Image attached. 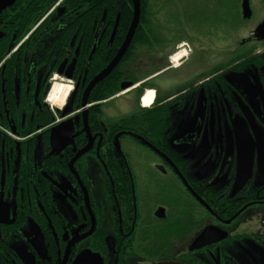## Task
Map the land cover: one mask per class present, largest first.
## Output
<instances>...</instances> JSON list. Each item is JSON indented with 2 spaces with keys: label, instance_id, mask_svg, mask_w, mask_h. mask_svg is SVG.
<instances>
[{
  "label": "flooded vegetation",
  "instance_id": "obj_1",
  "mask_svg": "<svg viewBox=\"0 0 264 264\" xmlns=\"http://www.w3.org/2000/svg\"><path fill=\"white\" fill-rule=\"evenodd\" d=\"M99 1L15 0L0 11V198L15 203L2 224L29 220L43 238L33 228L29 252L0 243V264H74L84 252L88 263L99 254L103 264H264V38L255 33L264 17L241 41L260 50L193 79L159 81L172 85L148 109L140 96L152 80L128 79L136 29L103 79H118L119 91L93 100L102 80L84 108L134 15L132 0ZM236 2L234 14H221L225 33L244 18ZM56 80L72 85L61 106L49 99ZM57 171L75 189L74 222L57 206Z\"/></svg>",
  "mask_w": 264,
  "mask_h": 264
},
{
  "label": "rangeland",
  "instance_id": "obj_2",
  "mask_svg": "<svg viewBox=\"0 0 264 264\" xmlns=\"http://www.w3.org/2000/svg\"><path fill=\"white\" fill-rule=\"evenodd\" d=\"M236 1L152 0L150 4L154 16H152V21L150 20L145 27L149 31L151 43L149 48L144 49L142 53L139 52V44L134 49L133 58L127 63L128 79H142L152 71L164 67L167 63L166 60L169 59L172 68L168 71L163 70L152 80L153 84L150 85L156 86L159 81L164 84L167 82L171 83L175 77L187 76V74L193 79L197 75H205L210 70L225 65V62H228L237 55L236 52L241 53L249 47L260 50L263 46L261 43L251 44L248 42L242 44L241 41L249 36L255 23L264 17V0H251L253 19L244 20L245 18H243L240 20V27L235 33H230V29L225 33L221 14L224 11L234 14V10L236 11ZM230 5L232 7L229 9ZM226 38L228 39L227 43L224 42ZM180 41H184L183 44L185 45L187 44V49L185 47L175 49L177 43ZM190 46L194 51L193 55L187 59L188 47ZM184 51H187L186 55L183 56L184 58L181 57L179 61H174L175 54ZM169 54L170 56L168 57ZM184 60V66L177 70L176 68L179 67V63ZM140 66H142V69L139 68ZM57 82L62 81H54L51 91ZM62 83L71 85L69 81H63ZM171 85L168 84L163 89L167 90ZM145 91L152 92L151 89H145ZM57 96L52 97L53 106H61L67 101L65 98L63 102H58L59 100H56ZM62 97L64 98L63 95ZM130 97L129 95L127 99H130ZM116 106L117 104L115 105L112 102L105 105L104 109L108 113L110 110L112 111L116 108ZM132 111H134L133 105H131V109L128 112ZM2 135L3 133L0 129V141ZM132 164L134 166V161ZM54 175L58 181L55 188L57 206L59 210L68 216L69 222H74L77 218V213L72 202L75 189L70 187V178L68 176L65 178L62 172L57 171ZM13 212L15 213V203L13 200L10 197L0 198V238L9 242L17 251L25 250L29 252L31 250V233L34 230L33 228L37 229V225L27 220L20 228L9 230L2 223L6 221L11 222L13 220ZM35 234L43 240L42 236L38 233V229Z\"/></svg>",
  "mask_w": 264,
  "mask_h": 264
},
{
  "label": "water",
  "instance_id": "obj_3",
  "mask_svg": "<svg viewBox=\"0 0 264 264\" xmlns=\"http://www.w3.org/2000/svg\"><path fill=\"white\" fill-rule=\"evenodd\" d=\"M14 1L15 0H0V11L6 8L7 6L12 5ZM132 2L134 4V15H133V20L130 26L128 37L121 51L117 54V56L113 59V61L99 75H97L87 86L85 94H84L83 102H82V106L84 108L87 106L86 98L89 95L90 91L93 89V87H95L96 84L101 82L111 72V70L117 65V63L119 62L121 56L123 55L125 51V48L133 39L135 30L137 29V26L139 24V19L141 15V6H140V0H132ZM242 15L244 18H250L252 16V8H251L250 0H242ZM255 33L257 36L264 38V36L260 35V33H264V21L257 27ZM131 85H134V84L132 83L128 84V86H131ZM121 87L123 89L127 88L125 84H122ZM56 134H57V131L53 133V138L55 137ZM93 256H94V261L88 263L87 260L91 258V256L88 253L84 252L78 257V259L75 261L74 264H103V259L102 257H100L99 254H94ZM160 264H178V263L167 261V262H161Z\"/></svg>",
  "mask_w": 264,
  "mask_h": 264
},
{
  "label": "trees",
  "instance_id": "obj_4",
  "mask_svg": "<svg viewBox=\"0 0 264 264\" xmlns=\"http://www.w3.org/2000/svg\"><path fill=\"white\" fill-rule=\"evenodd\" d=\"M107 2V1H112V0H100V4L102 5V2ZM141 4H142V14H141V21L138 24L137 30H136V34L133 40V44H132V49H131V53L130 55H134V49H136L137 45L140 43H144V44H150L151 42V38L149 35V31H147V29H145L146 25H148V23L150 22V20L152 21L154 16V13L151 11V0H140ZM129 3H132L131 0H129ZM108 4V2H107ZM100 5V6H101ZM132 6L130 7V12L128 14V22L131 21L132 19ZM129 24V23H128ZM118 79H115L113 81L108 82L107 80H103L95 89H94V93H93V100H100V99H105L107 97H109V95H111L114 92L119 91V88L117 86V82ZM100 92L99 94H97V91ZM25 223V222H24ZM24 224L20 225H16L13 223V226H22ZM38 225V224H37ZM38 227L40 228V226L38 225ZM0 243L3 244V248L4 249H11V247L7 244L6 241H0Z\"/></svg>",
  "mask_w": 264,
  "mask_h": 264
},
{
  "label": "crops",
  "instance_id": "obj_5",
  "mask_svg": "<svg viewBox=\"0 0 264 264\" xmlns=\"http://www.w3.org/2000/svg\"><path fill=\"white\" fill-rule=\"evenodd\" d=\"M149 46H150V44H142V43H140L139 44V52L140 53H142V51L144 50V49H146V48H149ZM164 70V68L163 67H160L159 69H156V70H154V71H152L151 73H149L148 75H145L142 79L140 78V79H138L137 80V85L138 84H143V83H145V82H148V81H151V80H153V79H155L156 78V76L158 75V74H160L162 71ZM152 78V79H151ZM149 79V80H148ZM136 85V86H137ZM161 87H158V85L157 86H148V87H146V89H151L152 91H154V90H156V96H157V101L156 102H158V101H161V99H162V97L164 96V93L165 92H169V91H166V90H164L163 88H161ZM111 101H108L107 103L105 102V104L103 103L102 105H103V108L105 107V105H107V104H109ZM106 112V111H105ZM107 113V112H106ZM107 115H110V116H112V111L110 110L108 113H107Z\"/></svg>",
  "mask_w": 264,
  "mask_h": 264
},
{
  "label": "bare ground",
  "instance_id": "obj_6",
  "mask_svg": "<svg viewBox=\"0 0 264 264\" xmlns=\"http://www.w3.org/2000/svg\"><path fill=\"white\" fill-rule=\"evenodd\" d=\"M187 51L184 52H178L175 54L174 56V61H179L181 57H183L184 55H186ZM184 58V57H183ZM72 86V85H71ZM71 86L68 84H64V83H57L54 86L53 92L51 94L52 97L57 96L56 100H59L58 102H63V100L66 98L67 94H70V90H71ZM72 91V90H71ZM70 92V93H69ZM153 92H149L150 95H152ZM62 95L64 96V98L62 97ZM69 96V95H68ZM55 99V98H53ZM54 101V100H53ZM146 102V99H145ZM147 103V102H146ZM61 104V103H60Z\"/></svg>",
  "mask_w": 264,
  "mask_h": 264
},
{
  "label": "built area",
  "instance_id": "obj_7",
  "mask_svg": "<svg viewBox=\"0 0 264 264\" xmlns=\"http://www.w3.org/2000/svg\"><path fill=\"white\" fill-rule=\"evenodd\" d=\"M154 98H155V95H150L149 94V91H147L142 97H141V100H142V103L143 105H145V103L147 102V105L151 104L153 101H154ZM49 99L52 103V96H49ZM145 99H146V102H145Z\"/></svg>",
  "mask_w": 264,
  "mask_h": 264
}]
</instances>
